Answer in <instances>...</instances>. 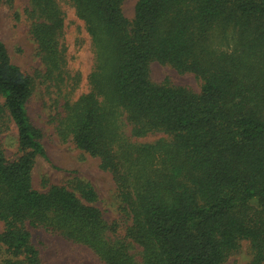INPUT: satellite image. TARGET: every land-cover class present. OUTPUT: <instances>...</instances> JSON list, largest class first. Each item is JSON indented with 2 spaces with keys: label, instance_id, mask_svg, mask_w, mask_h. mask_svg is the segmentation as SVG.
Segmentation results:
<instances>
[{
  "label": "trees",
  "instance_id": "1",
  "mask_svg": "<svg viewBox=\"0 0 264 264\" xmlns=\"http://www.w3.org/2000/svg\"><path fill=\"white\" fill-rule=\"evenodd\" d=\"M124 1L26 10L48 123L110 173L121 220L105 218L80 176L34 187L46 156L27 108L37 83L0 40V125L17 131L13 158L0 141V264H46L41 232L100 264H224L243 242L247 264H264V0H137L133 18ZM66 7L90 40L85 78L71 65ZM152 62L193 74L200 90L155 82Z\"/></svg>",
  "mask_w": 264,
  "mask_h": 264
},
{
  "label": "rangeland",
  "instance_id": "2",
  "mask_svg": "<svg viewBox=\"0 0 264 264\" xmlns=\"http://www.w3.org/2000/svg\"><path fill=\"white\" fill-rule=\"evenodd\" d=\"M136 1H124L123 12L126 17L133 18ZM29 6L30 0H14L12 4L4 3L0 6V40L6 45L13 63L18 65L27 76L34 77L37 83L35 93L27 108L34 123L45 131L43 143L46 156L36 158L33 185L42 190L44 179L50 183L62 184L73 176H80L89 181L97 190L99 194L97 206L102 210L105 218L109 222L121 220L122 214L115 197V185L110 173L101 169L98 158L84 153L71 142L60 141L52 124L48 123L50 112L45 105L48 95L44 93L45 86L38 82L41 81L39 77L43 73L44 65L37 55L36 44L30 35V23L26 13ZM66 14V40L72 56L71 65L79 69L85 78L93 62L90 40L83 22L75 16L73 9L66 7ZM151 77L158 83L168 79L174 84L186 86L194 91H199L201 87L200 80L193 74H180L172 67L158 62L151 63ZM0 102H2L1 96ZM0 129H2L0 141L5 154L13 158L17 151L16 127L13 122L8 121L1 124ZM158 136L160 135H150L145 140L151 141ZM40 236L41 241L44 242L42 247L46 264H100L86 249L71 245L61 237L43 232ZM250 258L248 243L243 242L238 252L231 255L224 264H247Z\"/></svg>",
  "mask_w": 264,
  "mask_h": 264
}]
</instances>
